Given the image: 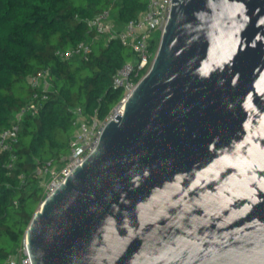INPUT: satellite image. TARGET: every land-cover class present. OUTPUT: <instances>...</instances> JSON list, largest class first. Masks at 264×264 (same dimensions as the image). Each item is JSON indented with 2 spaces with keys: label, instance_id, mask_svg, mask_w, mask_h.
Returning a JSON list of instances; mask_svg holds the SVG:
<instances>
[{
  "label": "water",
  "instance_id": "95a60500",
  "mask_svg": "<svg viewBox=\"0 0 264 264\" xmlns=\"http://www.w3.org/2000/svg\"><path fill=\"white\" fill-rule=\"evenodd\" d=\"M147 72L33 212L29 264H264V0H171Z\"/></svg>",
  "mask_w": 264,
  "mask_h": 264
},
{
  "label": "trees",
  "instance_id": "16d2710c",
  "mask_svg": "<svg viewBox=\"0 0 264 264\" xmlns=\"http://www.w3.org/2000/svg\"><path fill=\"white\" fill-rule=\"evenodd\" d=\"M146 0H0V132L29 99V77L49 71L46 98L20 123L13 150H0V264H9L24 240L27 224L43 199L37 168L63 163L73 133L76 106L104 118L123 91L112 76L133 52L107 32L90 29L87 20L109 10L117 25L134 18ZM88 42L85 58L60 59L56 49ZM158 44V39L153 45ZM16 264L20 262L18 255Z\"/></svg>",
  "mask_w": 264,
  "mask_h": 264
},
{
  "label": "built area",
  "instance_id": "2783aa9c",
  "mask_svg": "<svg viewBox=\"0 0 264 264\" xmlns=\"http://www.w3.org/2000/svg\"><path fill=\"white\" fill-rule=\"evenodd\" d=\"M171 4H173L171 0H146L144 9L134 18L123 23L118 30H110L108 24L111 14L109 10H103L87 20V25L90 29H94L97 32H107L110 37H116L122 45L133 52L134 57L123 63L112 76L113 86L121 88L123 94L104 118H97L95 114L86 115L79 106L72 109L74 130L69 139L68 151L63 163L58 170L53 171L48 164L36 170V173L42 177L43 198L53 192L70 171L93 151L105 124L116 113L122 112L121 107L124 100L134 89L140 78L147 72L151 64L158 45L153 44L156 39L159 41ZM156 32H158V35H155ZM90 50L88 42H80L71 48L56 49L55 55L63 60L75 56L85 58ZM48 74V69L43 68L29 77V85L35 90H33L27 102L14 113L11 124L0 132V150L9 153L11 158L9 166L14 159L13 150L18 139L22 119L27 114L37 113L42 101L46 98L38 90H46L48 88ZM45 176L49 177L46 181H43ZM17 255L23 257L24 261L22 260V263L29 264L24 241L17 254L9 256L8 263L16 264Z\"/></svg>",
  "mask_w": 264,
  "mask_h": 264
},
{
  "label": "rangeland",
  "instance_id": "374dc122",
  "mask_svg": "<svg viewBox=\"0 0 264 264\" xmlns=\"http://www.w3.org/2000/svg\"><path fill=\"white\" fill-rule=\"evenodd\" d=\"M108 25H109V27H110V30H118V29L121 28L120 25H117V24H116V22H115V20H114L113 17H111V19L109 20V24H108ZM155 35H158V32H156ZM60 165H61V163H57V164H55L54 167H52L53 171H54V170H58L59 167H60ZM48 177H49V176H45L43 181H46V180L48 179ZM41 181H42V180H41ZM40 203H41V201H40ZM40 203H39V205H40ZM39 205H38V206H39ZM18 258H19L20 262H22V260L24 261V259H23V257H22L21 255H18Z\"/></svg>",
  "mask_w": 264,
  "mask_h": 264
}]
</instances>
